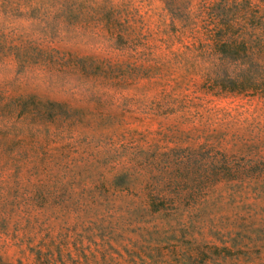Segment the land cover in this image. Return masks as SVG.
Instances as JSON below:
<instances>
[{
    "label": "rangeland",
    "instance_id": "1",
    "mask_svg": "<svg viewBox=\"0 0 264 264\" xmlns=\"http://www.w3.org/2000/svg\"><path fill=\"white\" fill-rule=\"evenodd\" d=\"M262 81L264 0H0V264H264Z\"/></svg>",
    "mask_w": 264,
    "mask_h": 264
},
{
    "label": "trees",
    "instance_id": "2",
    "mask_svg": "<svg viewBox=\"0 0 264 264\" xmlns=\"http://www.w3.org/2000/svg\"><path fill=\"white\" fill-rule=\"evenodd\" d=\"M223 50H221V51H223ZM241 50H242L241 48L240 49L238 48V50H235V53L236 52H240ZM250 87L251 86H249L246 82H243V83H241V87L239 88V91H245V90L249 89ZM253 88L254 87L252 86V89ZM229 90L230 91H234L233 88H230ZM255 90L264 95V81H262V83H260L257 86H255Z\"/></svg>",
    "mask_w": 264,
    "mask_h": 264
}]
</instances>
